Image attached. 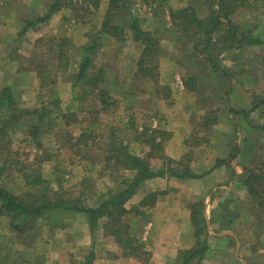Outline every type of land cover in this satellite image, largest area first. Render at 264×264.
<instances>
[{"label": "trees", "instance_id": "trees-1", "mask_svg": "<svg viewBox=\"0 0 264 264\" xmlns=\"http://www.w3.org/2000/svg\"><path fill=\"white\" fill-rule=\"evenodd\" d=\"M73 1L53 0L46 14L27 19L20 32H17V36L24 35L31 26L47 24L55 17L54 15L63 10L66 12L76 11L77 6ZM76 1L78 2V0ZM153 1L159 11L161 8L167 7L169 20L175 28L168 30L174 33V40L184 37L192 44L195 54H198L213 71L228 80L230 77L218 66L222 54L230 50L241 51L245 48L264 45V39L258 37L257 33L246 30L242 22L234 19V15L238 13H242V16L246 14L259 15L264 10V0H208V14L205 17H200L196 8L191 4L177 7L169 6L168 0ZM83 2L91 7L90 11L93 14L99 9H103L98 28L92 33L91 25L93 26L95 22L90 24L89 20L84 17L75 16L74 27L88 28L87 31L75 35L69 33L61 24V21L68 20L70 17L59 16L55 34L47 37L49 42L52 41L50 49L47 51L52 55L50 62H41L39 72L35 68L29 70L34 73L37 82L33 106L24 107L16 89L9 86L0 89V116L2 119L0 136L2 138L14 133L22 119H34L19 130L21 136L13 137L14 139L8 144L7 162L19 164L18 156H21L23 149L29 146L35 151L31 159V162H35V167L25 163L22 168H16L14 171L19 177L20 183L23 187L25 186L24 191L14 192L0 184V215L3 214L8 218L9 225L15 231L27 235L25 231L29 230L30 232L33 222L38 218L61 223L62 219L69 218L71 215L83 214L91 233L101 227L104 235L113 238L125 257H131L142 264H148L150 253L145 249L141 238L144 226L151 219L144 215L142 208L154 207L157 197L162 192H150L136 205H131L128 208L129 201L144 183L151 179H200L209 174L210 170L198 174L188 164H183L180 158L175 159L167 155L165 142L174 136L171 128L163 126L152 129L149 127V129L146 128L144 134L140 131V135L143 136L140 142L144 143L148 149L144 156H140L132 151L133 145L139 144L137 137L123 138L124 133L120 135L119 127L113 123L108 127H102V117L110 115L109 112L113 113L112 106L113 104L118 105L120 99L116 96L113 97L110 91L104 89L105 69L93 68L95 67L93 55L99 44L109 46L104 41L121 44L125 41L126 35L131 36L135 42L142 46L136 64L135 76L146 77L147 81H151L154 86H158L160 83L162 47L159 35L151 30L143 29L140 20L131 14L129 20L124 24L113 22L115 13L126 8L127 0H83ZM158 13L156 12L153 16H160ZM40 40L39 38V44ZM18 54V69L20 72H26V67L20 63L23 60V54L20 51ZM75 59L77 64L76 69L73 70V60ZM47 74L51 75L52 86L45 84ZM65 77H69V79L63 80ZM39 78H41L40 84ZM181 78L186 85L185 89L195 91V80L192 75L187 78L182 74ZM190 82L192 84L189 87ZM55 84L59 87L60 85L63 87L69 85L72 90H76V93L73 90L71 96L72 102H74V111L65 112L61 108L62 99L60 92L58 93L57 89L53 87ZM42 88L45 94H42ZM168 90V96H170L171 89L168 87ZM230 91L228 89L225 92L224 103L227 106V112L231 115H242L243 127L246 128V125L249 126L251 112L264 106V97L256 95L255 100H251L250 110L236 111L229 106ZM85 103L90 105L89 110ZM214 112L213 109L207 110L200 116L204 127L209 128L217 123V117L212 116ZM79 113H84L83 120L77 118ZM139 113L143 115L146 112L141 110ZM129 115L134 118L136 123L137 114L131 112ZM78 123L82 130L80 133L74 134L71 129ZM144 126L146 127V125ZM255 127L264 131V125L253 126V128ZM49 131L55 133L57 139L54 150L45 147L41 142V136ZM192 136L190 132L188 138ZM97 139L101 141L99 147L94 145ZM98 144L100 143L98 142ZM181 144L184 148L188 147L187 140L182 141ZM95 149L103 155L102 165L99 167V171L97 170L99 175L109 172L111 168L132 174L124 177L117 189L109 187L106 192L97 194L94 205H91L87 201L84 187L90 153ZM14 154L16 155L11 160ZM184 155L186 153L181 157ZM234 157L230 156L232 160ZM230 158L217 159L211 169L223 164L230 166ZM46 164L51 165L50 173L44 172L43 167ZM93 168L91 166V169ZM77 169L81 176L79 187H76L72 182L73 177H77L75 173ZM248 171L246 169L242 173L241 185L247 190L249 198L261 199L262 192L257 190V184L261 178ZM76 188L80 189L76 190ZM221 205L223 206V203ZM262 205L263 203L259 201L258 206ZM189 212L195 244L189 250L180 251V264H198L209 249L204 199L190 204ZM89 256H93V252ZM90 263L91 259L87 257L86 264Z\"/></svg>", "mask_w": 264, "mask_h": 264}, {"label": "rangeland", "instance_id": "rangeland-1", "mask_svg": "<svg viewBox=\"0 0 264 264\" xmlns=\"http://www.w3.org/2000/svg\"><path fill=\"white\" fill-rule=\"evenodd\" d=\"M75 1L73 2L77 6L76 11L66 12L63 10L54 15L55 17L47 24H36L29 27L22 36H17V32L10 35L8 39L9 57L17 61L19 59L18 52L20 51L23 54V60L20 63L28 71L35 68L39 72V64L41 62L48 63L52 58L50 52H47L52 41L49 42L47 37L55 34V27L59 24L57 23L59 16L70 17H68V20L61 21V24L69 33L78 35L88 30L87 27L76 28L73 26L75 16L84 17V19L89 20L90 24L95 22L93 26L91 25V32L94 33L98 28L103 9L101 8L93 14L90 11L91 7L83 0H78L77 3ZM25 2L26 0H0V23L8 19L9 14H11L10 11L13 12L12 16H15L14 13L19 15L24 12L26 8L21 4H25ZM207 2L208 0H168L167 3L169 6L177 7L191 4L196 8L200 17H205L208 14ZM156 12H159L160 16L154 17L153 15ZM130 14L140 20L143 29L151 30L159 35L162 47L160 83L158 86H154L151 81H147L146 77H137L135 74L131 78L133 69L137 64L136 60H138L142 50L141 44L135 42L131 36L126 35L125 41L121 44L104 41L109 45L104 46L100 43L93 55L95 66L93 68H102L105 69V73L109 72L108 83L110 88L114 90L113 97L116 96L120 99L118 105L113 104V113L109 112L110 115L102 117V127H108L109 124L113 123L119 127L120 135L124 133L123 138L137 137L139 144L133 145L132 151L140 156H144L148 150L144 146L145 144L140 142L143 138L140 135L141 132L144 134L146 128L149 129V127L152 129L163 126L171 128L174 136L165 142L167 155L175 159L180 158L183 164H188L198 174L208 170H210L209 173L213 171L211 168L215 165L217 159L226 160L230 156L235 157L233 160L230 158V166L226 165L218 171L216 170L214 181L193 180L187 182L185 179H158L143 186L138 191L134 201L128 203L127 207L136 205L140 201L138 198H143L150 192H162L157 197L154 207L142 208L145 216L150 217L152 221H158L167 220L170 211L172 212L174 209L179 207L189 209L190 204L204 199L206 217L209 219L211 216L213 221L216 220L221 223L226 231L230 230L236 234L238 239L237 254L238 258L242 259L238 263L264 264V132L256 129V127L253 128V126H260L259 124L264 122V106L251 112L249 126L246 125L245 128L243 127L242 115L229 114L224 103L225 92L228 89L231 90L229 106L236 111L250 110L251 100H255L256 95L264 97V53L261 54L260 49H257L254 55L249 54L246 52L247 48H245L242 49L243 51L230 50L222 54L218 66L230 77L228 80L220 74L218 75L198 54H195L192 50V44L184 37L174 40V33L168 30L169 28H175L169 20L167 7L161 8L159 11L153 0L145 2L127 0L126 8L115 13L113 22L124 24L129 20ZM241 14L234 15V19L242 22L246 30L257 33L258 37L263 39L264 10L259 15L246 14L242 16ZM35 16L40 15L35 14L31 18ZM29 18L19 20V32ZM6 23L8 22L6 21ZM39 38L41 39L40 44ZM73 62L74 67L72 66V69L75 70L77 60L75 59ZM182 74L187 78L189 75L194 77L195 91L185 89L186 85L181 78ZM46 78L45 84L52 86L51 75L47 74ZM60 79L62 80V78ZM67 79L69 77L63 78V80ZM40 81L41 78H39V84ZM191 84L190 82L189 87ZM53 87L57 89L58 93L60 92L61 108L67 106L68 109L74 111V102H64V99L66 96H72L74 91L76 93V90L73 89V91L69 85L66 87L60 85L59 87L55 84ZM168 87L171 89L170 96H168ZM25 90L23 89V92L20 91V93H25ZM41 92L45 94L43 88ZM85 104L87 110H89L90 105ZM211 109L215 111L212 116L217 117V123L206 128L202 125L200 116ZM141 110L146 113L142 115L139 113ZM131 112L137 114L136 123L134 118L129 115ZM77 118L83 120L84 113H79ZM33 120L28 119L27 123L30 124ZM133 124L134 127H132ZM81 130L80 123L71 129L74 134L80 133ZM190 132L193 136L188 138ZM42 140L45 147L51 150L55 149L57 144L55 133L49 131L44 136L42 135ZM98 140L94 142V145L99 147L101 141ZM184 140H187L188 147L184 148L181 144ZM29 147L24 148L21 156H18L17 162L19 164L13 162L9 164L7 162V166H3L4 171L10 172L7 175L8 181H6L9 184V178H13L16 168H22L25 163L35 167V162H31L35 151L34 148ZM185 153L186 155L181 157ZM15 155L11 157V160ZM102 161L103 155L100 151L97 149L92 150L84 187L87 201L91 205H94L97 194L106 192L109 187L117 189L122 179L132 174L111 168L109 172L99 175L97 170L99 171ZM155 163L158 164L157 161ZM91 166L94 168L91 169ZM43 168L44 172H51L50 164L44 165ZM246 169L261 178L257 184V190L262 192L261 199L249 198L246 193L247 190L241 185V176ZM75 173L77 177H73L72 182L76 187H79L81 181L79 169ZM11 174L12 177H10ZM12 185L17 184L14 182ZM6 188L12 191V188ZM16 188L18 191L13 190L14 192L25 190V186L23 187L22 184L16 186ZM79 189L76 188V190ZM259 201L263 203L261 207L258 206ZM219 203V209L210 214L209 211L215 206L217 207L216 204ZM221 203H223V206ZM177 214L179 216L178 210ZM243 214L249 220L248 224L241 223L242 217L240 219V216ZM234 219L236 222H234ZM64 221L65 219H62V222ZM145 229L144 226V231ZM207 231H210L209 226H207ZM25 232L30 233L29 230ZM215 240V237H209L208 245L210 242L214 244ZM226 242L228 243V240ZM4 253L2 252V254ZM249 253H252V255L250 256Z\"/></svg>", "mask_w": 264, "mask_h": 264}, {"label": "crops", "instance_id": "crops-1", "mask_svg": "<svg viewBox=\"0 0 264 264\" xmlns=\"http://www.w3.org/2000/svg\"><path fill=\"white\" fill-rule=\"evenodd\" d=\"M52 2L53 0H26L25 4H21L26 8L24 12L19 15L14 13L15 16H12L13 12L10 11L11 14L8 12L10 15L8 19L0 23V89L5 86L16 89L24 107L33 106L37 82L33 72L28 70L20 72L18 61L9 57L8 39L14 32H18L19 20L31 18L35 14L40 16L46 14ZM257 49H260L261 54L264 53V45L259 46V48L258 46L249 47L246 52L254 55ZM135 69L136 66L133 69L131 78L135 74ZM108 82L109 72L107 71L103 87L114 94V90L110 88ZM23 89H26L25 93H20V91L23 92ZM65 101H72V97L66 96ZM62 109L65 112L72 111L67 106ZM1 120L0 116V126ZM27 120L28 118L22 119L14 133H10L3 138L0 136V184L5 188H12V191H18L16 186L21 185V183L19 177L15 174H13V178H9L10 184L6 182L8 181L7 175L10 173L3 170V166H7V147L10 141L14 139L13 137L21 136L19 130L28 125ZM259 125H264V122ZM41 142L45 145L42 136ZM226 165L223 164L213 169L200 179L185 180L187 182L193 180L214 181L215 173ZM10 177H12V174ZM158 179L164 178L151 179L146 181L143 186ZM14 182L17 185H12ZM137 195L138 192L129 203L134 201ZM138 199L141 200L142 197ZM216 205L217 207L215 206L209 211L210 214L219 209L220 203ZM169 214L167 220H151L145 225L146 229L142 233L141 240L145 244V249L150 253L148 264H180V251L189 250L195 244L189 209L179 207L172 212L170 211ZM244 214L240 216V219L242 217V222H240L245 225V223L248 224L249 220ZM234 222H236L235 219ZM207 226L210 230L208 231V238L215 237L216 240L214 244L210 242L208 251L198 264H239L238 262L242 259H239L237 254L238 239L236 234L230 230L226 231L221 223L216 220L213 221L211 216L209 219L207 218ZM0 240V264H86L87 257L91 259L90 264H142L134 258L125 257L113 238L104 235L101 227L91 233L83 214L71 215L61 223L55 220L38 218L33 222L31 231L27 235L11 228L8 218L1 214ZM226 240H228V243ZM2 252L5 253L2 254ZM91 252H93V256H89ZM249 255L251 256L252 253H249Z\"/></svg>", "mask_w": 264, "mask_h": 264}]
</instances>
